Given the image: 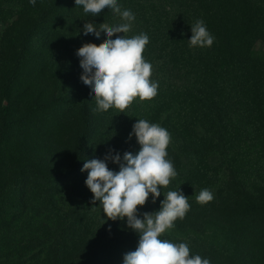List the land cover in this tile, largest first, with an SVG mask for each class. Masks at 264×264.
I'll list each match as a JSON object with an SVG mask.
<instances>
[{"label":"trees","instance_id":"1","mask_svg":"<svg viewBox=\"0 0 264 264\" xmlns=\"http://www.w3.org/2000/svg\"><path fill=\"white\" fill-rule=\"evenodd\" d=\"M117 5L135 19L112 39L147 34L143 57L158 83L153 99L136 98L124 113L93 111L76 53L107 39L84 35L85 23L127 21L109 8L94 17L75 0H0V264H124L139 234L92 203L81 169L110 150L137 154L129 134L140 119L169 133L177 175L155 203L150 194L138 206V218L179 190L190 209L160 239L186 243L190 257L210 264H264V52L255 50L264 42V0ZM198 19L215 38L211 47L190 46ZM203 189L214 199L202 205Z\"/></svg>","mask_w":264,"mask_h":264},{"label":"clouds","instance_id":"2","mask_svg":"<svg viewBox=\"0 0 264 264\" xmlns=\"http://www.w3.org/2000/svg\"><path fill=\"white\" fill-rule=\"evenodd\" d=\"M30 3L35 6L36 0H30ZM75 4L94 17L109 8L127 21L118 26H109L105 22L99 27L92 22L84 25V35L91 33L99 38L103 32L107 36L103 43H86L76 53L83 69L80 79L94 93L96 108L93 111L106 112L115 108L124 113L136 98L140 101L153 99L157 95L158 83L151 80L152 65L143 57L149 43L148 35L141 33L131 38L118 36L112 39L114 34L130 31L134 14L130 10L121 11L117 0H75ZM191 31L190 46L211 47L214 43L215 38L202 19L191 26ZM133 135L140 145L137 154L125 152L121 159L119 153L113 155L110 150L104 160H88L81 169L88 172L85 183L93 193L92 203L99 201L109 220L126 217L127 226L139 234L138 246L125 254L124 264H210L209 259L200 255L190 257L186 243L160 239L190 209L188 198L181 191H168L159 211L144 213L142 219L138 218V206L145 205L150 194L155 203L161 195L160 190L170 184L177 172L167 159L171 137L166 129L140 119L133 125L129 139ZM109 160L119 165L118 172L109 170ZM213 199L209 189L201 190L196 196L197 203L202 205Z\"/></svg>","mask_w":264,"mask_h":264},{"label":"rangeland","instance_id":"3","mask_svg":"<svg viewBox=\"0 0 264 264\" xmlns=\"http://www.w3.org/2000/svg\"><path fill=\"white\" fill-rule=\"evenodd\" d=\"M2 33H3V27L0 25V44H1ZM255 50L257 52H264V42L262 41L257 42L255 45Z\"/></svg>","mask_w":264,"mask_h":264}]
</instances>
